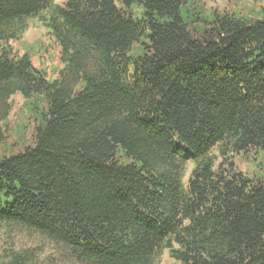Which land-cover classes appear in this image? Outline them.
Listing matches in <instances>:
<instances>
[{
  "label": "trees",
  "instance_id": "16d2710c",
  "mask_svg": "<svg viewBox=\"0 0 264 264\" xmlns=\"http://www.w3.org/2000/svg\"><path fill=\"white\" fill-rule=\"evenodd\" d=\"M191 2L0 0V144L13 95L45 108L0 159V264H264V182L234 161L264 151V5L200 36ZM28 18L55 79L8 44Z\"/></svg>",
  "mask_w": 264,
  "mask_h": 264
},
{
  "label": "rangeland",
  "instance_id": "374dc122",
  "mask_svg": "<svg viewBox=\"0 0 264 264\" xmlns=\"http://www.w3.org/2000/svg\"><path fill=\"white\" fill-rule=\"evenodd\" d=\"M62 4L65 0H55ZM189 10L196 20L195 32L203 33V22L211 21L214 11H228L237 17H251L253 12L260 10L264 0H192ZM197 6L194 10V7ZM139 7L135 6V16L140 17ZM26 31L19 39L11 40L8 44L15 56L29 54L35 67L45 70L49 78L58 77L57 71L64 67L61 61V48L52 34L38 18H28L25 21ZM206 26V25H205ZM145 46L136 44L131 55H140ZM2 48L0 47V55ZM12 110L7 120V145L0 144V159L5 156L18 154L24 147L33 143L32 137L36 126L40 122L39 114L44 111V104L38 95L27 100L17 92L10 100ZM236 167L251 178H259L264 182V151H252L248 156L241 154L234 157ZM220 162V160L218 161ZM193 166L188 165L185 180L190 176ZM48 254L53 246L48 241H38ZM168 249L161 251L155 264H174Z\"/></svg>",
  "mask_w": 264,
  "mask_h": 264
}]
</instances>
